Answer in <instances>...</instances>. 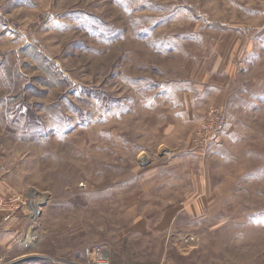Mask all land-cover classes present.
<instances>
[{
  "label": "rangeland",
  "instance_id": "1",
  "mask_svg": "<svg viewBox=\"0 0 264 264\" xmlns=\"http://www.w3.org/2000/svg\"><path fill=\"white\" fill-rule=\"evenodd\" d=\"M0 181V264H264V0H0Z\"/></svg>",
  "mask_w": 264,
  "mask_h": 264
},
{
  "label": "crops",
  "instance_id": "2",
  "mask_svg": "<svg viewBox=\"0 0 264 264\" xmlns=\"http://www.w3.org/2000/svg\"><path fill=\"white\" fill-rule=\"evenodd\" d=\"M4 182L0 181V196L6 194ZM13 210H0V263L17 260L32 251L35 244H25L24 239L34 234L31 231L29 208L16 201Z\"/></svg>",
  "mask_w": 264,
  "mask_h": 264
},
{
  "label": "built area",
  "instance_id": "3",
  "mask_svg": "<svg viewBox=\"0 0 264 264\" xmlns=\"http://www.w3.org/2000/svg\"><path fill=\"white\" fill-rule=\"evenodd\" d=\"M208 120L198 131V136L201 142L207 141L216 130L220 129L224 123V116L218 111H211ZM12 210V208H10ZM37 239L35 234H32L24 239L25 244H34ZM84 257L86 264H111L110 251L106 245L94 244L85 247Z\"/></svg>",
  "mask_w": 264,
  "mask_h": 264
},
{
  "label": "bare ground",
  "instance_id": "4",
  "mask_svg": "<svg viewBox=\"0 0 264 264\" xmlns=\"http://www.w3.org/2000/svg\"><path fill=\"white\" fill-rule=\"evenodd\" d=\"M38 210V209H37Z\"/></svg>",
  "mask_w": 264,
  "mask_h": 264
}]
</instances>
